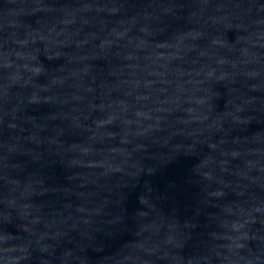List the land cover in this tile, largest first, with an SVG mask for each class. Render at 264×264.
Here are the masks:
<instances>
[{
  "label": "water",
  "instance_id": "95a60500",
  "mask_svg": "<svg viewBox=\"0 0 264 264\" xmlns=\"http://www.w3.org/2000/svg\"><path fill=\"white\" fill-rule=\"evenodd\" d=\"M0 264H264V0H0Z\"/></svg>",
  "mask_w": 264,
  "mask_h": 264
}]
</instances>
